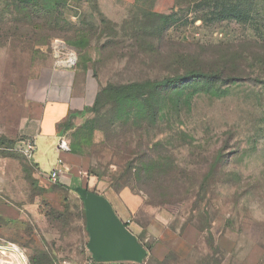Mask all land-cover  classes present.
Masks as SVG:
<instances>
[{"label":"rangeland","instance_id":"374dc122","mask_svg":"<svg viewBox=\"0 0 264 264\" xmlns=\"http://www.w3.org/2000/svg\"><path fill=\"white\" fill-rule=\"evenodd\" d=\"M209 2L161 3L164 15L174 8L169 27L145 32L140 18L107 24L95 0H0V140L7 141L0 144V209L19 217L0 216L1 245H17L28 264L41 257L80 264L91 256L76 186L53 184L35 163L38 125L25 97L55 69L66 72L55 66L51 44L61 39L76 49L66 45L64 54L78 59L68 71L79 100L56 125L55 142L83 159L94 194L126 186L140 200L129 217L145 231L138 243L151 250L163 231L171 243L192 242L184 257L171 252L159 260L149 250L141 263H126L264 264V0L233 2L248 13L242 22H216ZM187 71L220 77L209 92H162L155 115L141 116L112 96L95 104L106 88ZM26 144L35 148L30 157ZM42 151L46 162L50 149ZM146 167L153 171L145 175Z\"/></svg>","mask_w":264,"mask_h":264},{"label":"crops","instance_id":"0c3cea01","mask_svg":"<svg viewBox=\"0 0 264 264\" xmlns=\"http://www.w3.org/2000/svg\"><path fill=\"white\" fill-rule=\"evenodd\" d=\"M154 2L152 12L166 14L158 10V5L161 3L168 4L171 0H155ZM94 6L97 15L105 19L106 23L114 27H121L127 23L128 17H133V12L137 11L141 6V0H95ZM65 71L55 69L54 73L44 78L38 89L35 90L30 87L28 94L25 93V97L30 103L29 114L32 119L31 122L33 124L35 122L38 125V131L32 137L37 149L34 152V156L36 155L35 163L45 172L59 170L60 173L58 174V181L56 183L58 186L63 188H73L76 186V190H85L94 194L92 189L95 188L96 183L88 180L87 165H85V168L79 167L83 159L71 154L69 151L60 150L58 148V140L55 142L57 137L56 125L66 118L68 113L72 111V108L77 106L79 100L74 95V75L68 69H65ZM46 147L50 149L49 154L51 158L45 162L42 160L44 159L42 154L44 151L42 149ZM40 150L41 155L38 154ZM83 163L85 164L86 162L84 161ZM47 164L49 168L46 167ZM78 167L80 170H78ZM118 194L114 191H108L106 196L102 197L113 207L112 210L121 223L128 224L127 230L137 239L142 232V228L137 224L131 223L129 217L138 208L140 200L127 189L121 190ZM2 207L3 209H0V216L6 217L10 221H15L19 218L9 207L4 205ZM147 231L150 232L149 229ZM163 234L165 240L161 239L150 250L151 254L158 257L159 260L171 252L179 257H184L191 250L192 242L186 243V241L184 242L183 239H180L177 244L171 243L168 240V232L163 231ZM146 254H148V251H146Z\"/></svg>","mask_w":264,"mask_h":264},{"label":"trees","instance_id":"16d2710c","mask_svg":"<svg viewBox=\"0 0 264 264\" xmlns=\"http://www.w3.org/2000/svg\"><path fill=\"white\" fill-rule=\"evenodd\" d=\"M155 0H141V6L137 9L139 13L133 15L132 20H137V18L141 20L140 29L145 30V32L156 30V28L163 30L169 27V23L166 22L168 19L173 18L174 8L170 11L169 15L158 14L152 12V8L154 7ZM205 1V7L200 5L201 8L210 7L209 0ZM238 0H214V7L212 13L213 18L216 22H223L226 20H232L236 22H242L244 19L248 20V13L242 10V5H238L237 3H233ZM246 4V3H245ZM195 8H198L197 6ZM199 9V8H198ZM141 12V13H140ZM108 24V23H107ZM129 23H126L124 26L126 27ZM134 25L137 23H133ZM147 35L146 33H144ZM61 40V39H60ZM70 49H75L71 44L65 43ZM78 62V60H77ZM77 64V63H76ZM219 75L215 72L204 73L200 71H187L182 75H175L172 77H167L163 79H146L145 81L131 82L127 85L118 86V87H109L104 89L97 97L95 104L99 102V100L103 96H108L111 99L113 98V102L115 104L123 105L128 108H132L135 104V108L137 110V114L141 116H147L149 113L151 115L157 114L161 109V98L162 92L168 91L172 89V91L181 88L182 90L189 88L191 86H195L194 92H209L212 88V83L214 80L219 79ZM154 122V121H153ZM7 143V141L0 140V144ZM74 154L73 152H70ZM76 155V154H74ZM159 166V165H156ZM153 170L150 167H146L144 169L145 175L149 174ZM126 188L123 186L119 190L113 189L114 192L121 191ZM133 187H131L132 189ZM118 189V188H117ZM62 216V215H61ZM127 228L128 224H124ZM142 228V227H141ZM201 230V229H200ZM145 233L142 228V232L140 237ZM140 243V242H139ZM142 247L149 251L150 248H147L146 245L140 243ZM170 254V253H169ZM171 255V254H170ZM174 255V254H172ZM175 256V255H174ZM178 258L177 256H175ZM183 261V260H182ZM31 264H51L47 257L41 258H32ZM115 264H127V263H115Z\"/></svg>","mask_w":264,"mask_h":264},{"label":"water","instance_id":"95a60500","mask_svg":"<svg viewBox=\"0 0 264 264\" xmlns=\"http://www.w3.org/2000/svg\"><path fill=\"white\" fill-rule=\"evenodd\" d=\"M78 193L84 203L91 258L98 263H141L146 250L116 217L110 204L85 190Z\"/></svg>","mask_w":264,"mask_h":264},{"label":"built area","instance_id":"2783aa9c","mask_svg":"<svg viewBox=\"0 0 264 264\" xmlns=\"http://www.w3.org/2000/svg\"><path fill=\"white\" fill-rule=\"evenodd\" d=\"M51 44L54 53V59L56 60L55 66L59 69H68V70L74 68L78 60L77 57L75 56V53H69L67 55L64 54L66 44L60 39H54ZM58 148L63 151H69V149L64 143H60ZM33 150L34 147L31 144H26V149L23 152L26 156L30 157ZM59 173H60L59 170H55L51 172L49 175V181L52 182L53 184H56L58 181ZM7 254L14 255L15 258H18L19 260L18 264H28V260L24 252L14 243H6L5 245L0 244V264H14L12 257L9 255L7 256ZM69 264H74V263H69ZM80 264H115V263H98L95 262L90 256Z\"/></svg>","mask_w":264,"mask_h":264},{"label":"bare ground","instance_id":"6f19581e","mask_svg":"<svg viewBox=\"0 0 264 264\" xmlns=\"http://www.w3.org/2000/svg\"><path fill=\"white\" fill-rule=\"evenodd\" d=\"M13 256V255H12Z\"/></svg>","mask_w":264,"mask_h":264}]
</instances>
